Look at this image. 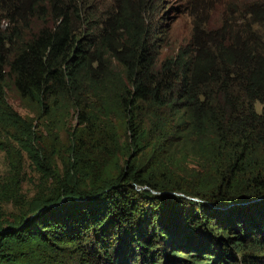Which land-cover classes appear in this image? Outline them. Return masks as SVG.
Returning a JSON list of instances; mask_svg holds the SVG:
<instances>
[{
  "label": "trees",
  "instance_id": "trees-1",
  "mask_svg": "<svg viewBox=\"0 0 264 264\" xmlns=\"http://www.w3.org/2000/svg\"><path fill=\"white\" fill-rule=\"evenodd\" d=\"M161 1L0 0V198L19 207L0 264H264V0L215 25L188 0L189 39L159 57Z\"/></svg>",
  "mask_w": 264,
  "mask_h": 264
},
{
  "label": "rangeland",
  "instance_id": "rangeland-1",
  "mask_svg": "<svg viewBox=\"0 0 264 264\" xmlns=\"http://www.w3.org/2000/svg\"><path fill=\"white\" fill-rule=\"evenodd\" d=\"M206 6L202 8L204 11L202 14L208 18V22L211 24H218L220 18L223 16V12L225 11L226 4L235 2L238 6L243 2H248L249 0H204ZM208 6V7H207ZM190 5L188 0H162L158 6L156 19L158 21L157 25V48L159 51V57L164 55L173 53L177 50V48L186 43L189 39L191 30H192V15L190 13ZM201 8V7H199ZM237 14V12H236ZM210 24V25H211ZM6 96L9 102L21 113L25 114L27 109L22 105L19 98L15 94V92L9 88L6 89ZM256 108L260 109V103H255ZM74 122V119H72ZM120 132L122 133V138L126 136L127 131H125L124 127H120ZM62 143L64 148H62L61 152L63 155L67 156L66 148L71 143V134L67 130H62L60 132ZM146 139L145 141H147ZM44 145L48 150L52 147L51 141L49 139H44ZM128 155L125 154L121 157L118 165L123 164V160ZM56 158V164L58 168L55 166L51 172H53V176L57 173H64L63 161L60 156H54ZM180 159H182V165H192L194 160L190 154H187L186 157L181 158V154L178 155ZM57 168V169H56ZM10 169V156L6 150V147L2 146L0 143V184L4 183V179L8 176V171ZM21 195L24 198L29 199L37 191L38 185L40 184L41 174L38 171L34 162L28 157L26 152L23 155V165L21 175ZM51 180L53 178L51 177ZM49 187V185H48ZM142 188H147L146 185H143ZM177 192V191H176ZM181 193V192H177ZM190 198H195L193 196H188ZM5 199H7L5 197ZM0 207L1 211L5 213L6 216L16 213L19 210L18 205L13 201H6L3 198H0Z\"/></svg>",
  "mask_w": 264,
  "mask_h": 264
}]
</instances>
